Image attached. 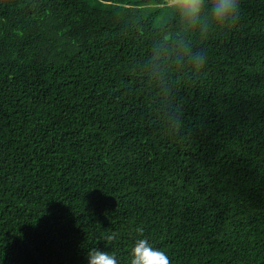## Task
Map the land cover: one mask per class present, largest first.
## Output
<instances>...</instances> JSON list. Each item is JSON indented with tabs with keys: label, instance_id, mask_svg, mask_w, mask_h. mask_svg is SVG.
I'll return each instance as SVG.
<instances>
[{
	"label": "trees",
	"instance_id": "obj_1",
	"mask_svg": "<svg viewBox=\"0 0 264 264\" xmlns=\"http://www.w3.org/2000/svg\"><path fill=\"white\" fill-rule=\"evenodd\" d=\"M168 1L0 0V264H264V0Z\"/></svg>",
	"mask_w": 264,
	"mask_h": 264
},
{
	"label": "rangeland",
	"instance_id": "obj_2",
	"mask_svg": "<svg viewBox=\"0 0 264 264\" xmlns=\"http://www.w3.org/2000/svg\"><path fill=\"white\" fill-rule=\"evenodd\" d=\"M175 1H176V0H169L168 3H169V4H172V3H174ZM156 23H157V25H161V24H162V23H161V19L158 18L157 21H156Z\"/></svg>",
	"mask_w": 264,
	"mask_h": 264
}]
</instances>
